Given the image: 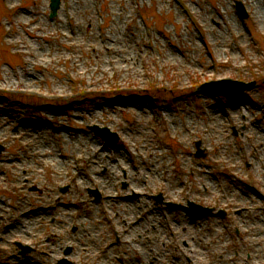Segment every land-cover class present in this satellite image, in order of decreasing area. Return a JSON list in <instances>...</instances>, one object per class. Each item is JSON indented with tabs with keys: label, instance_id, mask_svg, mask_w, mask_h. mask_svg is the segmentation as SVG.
Returning a JSON list of instances; mask_svg holds the SVG:
<instances>
[{
	"label": "rangeland",
	"instance_id": "rangeland-1",
	"mask_svg": "<svg viewBox=\"0 0 264 264\" xmlns=\"http://www.w3.org/2000/svg\"><path fill=\"white\" fill-rule=\"evenodd\" d=\"M0 1L10 9L0 5V264H264V196L253 191L264 193V26L253 2L87 0L72 16L82 28L64 35L80 0H61L52 18L50 0ZM111 29L140 49L137 75L107 67ZM227 78L254 86L237 98L198 89ZM191 200L212 212L190 221ZM186 221L181 240L169 228Z\"/></svg>",
	"mask_w": 264,
	"mask_h": 264
},
{
	"label": "bare ground",
	"instance_id": "bare-ground-1",
	"mask_svg": "<svg viewBox=\"0 0 264 264\" xmlns=\"http://www.w3.org/2000/svg\"><path fill=\"white\" fill-rule=\"evenodd\" d=\"M250 1L254 3L253 7L255 8L254 11H255V15L257 16L258 21L264 26V0H257V1L250 0ZM86 3H87V0H80V1L75 2V4L70 3L67 12H65V14H64L65 18H66L65 23L67 26L64 35L71 34V31L74 30L75 26L78 30H80L82 28L81 21L75 20V23H74V21H72V16H77L80 14L83 17V15L86 12ZM49 6H50V2H49ZM70 20L72 22L73 27H71L69 25ZM60 21H61L62 25H61V23H59V26H61V29H62L64 26V21L61 18H60ZM112 26L113 25H111V27ZM110 31L111 32L109 33V30H108L107 37L105 36L106 37L105 40H102V46H101L103 48V51L107 55V59L105 61L107 67L110 68L111 70H113V73L114 72L116 73L117 69H118L119 71L124 70L125 75H128V74L137 75L136 73H138V69L136 66V62H137L138 57L140 56V49L135 47L136 52L134 53V52H131L130 50H128L126 48H123L122 45L119 46L118 44H121V41L118 39L116 32L114 31V33H112L113 32L112 29ZM106 39H108V40L106 41ZM96 48H98V47H96ZM116 62L118 64V66L116 65ZM205 67L208 68L207 65H205ZM27 73H29V72H27ZM203 83L208 88L206 93H210V94H214L215 92H217L216 90H222V84H224V85H235V84H230L227 81H224V79L210 80V81H205ZM237 105L238 104H234L232 106L237 107ZM230 108H229V111H230ZM241 115H242V113H241ZM225 116L228 118L234 117V115H232V113H230V115H225ZM94 130H95V133H97L108 144H113L116 141H118V136L116 135V132L115 133L111 132L107 127H97V128H94ZM20 131H25V130H20ZM25 133H28V132L25 131ZM257 140H258V137H257ZM104 146L105 145H102V147H104ZM60 155H61V153L59 151H57L55 158L53 159L52 162H50L53 165V167L56 169L58 174H60V169H61L60 165L62 164V162L59 160ZM78 157L80 158V156L78 155L76 157V159H78ZM262 159H263V156L261 155L260 160H262ZM98 164H100V162H98ZM118 164L120 166H122L120 163H118ZM185 184H186V181L184 182V185ZM182 187H184V186H182ZM263 190H264V187H263ZM253 191L256 194H260V195L264 196V193L262 194V192H260V191H257V190L255 191L254 189H253ZM134 194L135 195H132V196H137L136 193H134ZM159 197L160 196H158V198ZM97 200H99V199H97ZM160 200L162 201L161 198H159V200H157V201H160ZM188 203H194V202H192V200H191ZM71 204L75 205V202H73ZM172 204H174V203H171V205ZM187 206L189 207V210L191 211L192 217H189L190 221H195V218L199 217L198 215H206L208 213H211L212 209H213L212 206H205V205L195 206V205L187 204ZM161 211L165 215H166V213L169 212L166 208H162ZM193 215H195V216H193ZM254 218L256 220L263 221L262 218H258L256 216ZM251 225L255 226V228H258L257 225L254 223H251ZM152 226H153V224H152ZM20 227L25 228L24 225H20ZM244 227H246V226H244ZM179 228H180V230L173 228V227H171L169 229L172 231H176L181 240L182 239H187V240L190 239L191 228L188 227L187 221L181 223V225H179ZM181 250H183L184 252L186 251V252L192 253L195 249L192 248L190 245L186 244V248L183 247V248H181Z\"/></svg>",
	"mask_w": 264,
	"mask_h": 264
},
{
	"label": "water",
	"instance_id": "water-1",
	"mask_svg": "<svg viewBox=\"0 0 264 264\" xmlns=\"http://www.w3.org/2000/svg\"><path fill=\"white\" fill-rule=\"evenodd\" d=\"M58 0H53L52 1V4H51V7H52V9L53 10H55L57 7H58ZM228 83H230V84H235V85H227L226 87L227 88H229V87H233L234 88V96H237V95H239L243 90H245L246 88H248V87H250L251 86V84H243V83H241V82H236V81H230V80H226ZM239 86V87H238ZM236 87H237V89H236ZM205 89H207L208 90V88L207 87H205ZM217 92L216 93H218V94H224V95H226V96H230V93H228L227 91H226V89H223L222 88V90H216ZM94 128V127H93ZM198 145V144H197ZM0 149H1V147H0ZM200 155V152L198 151L197 152V156H199ZM191 205H193V204H191ZM58 264H70V263H68V262H66L65 260H61Z\"/></svg>",
	"mask_w": 264,
	"mask_h": 264
}]
</instances>
